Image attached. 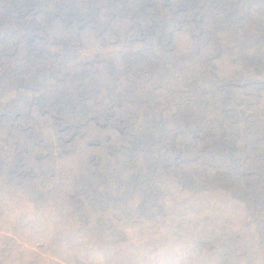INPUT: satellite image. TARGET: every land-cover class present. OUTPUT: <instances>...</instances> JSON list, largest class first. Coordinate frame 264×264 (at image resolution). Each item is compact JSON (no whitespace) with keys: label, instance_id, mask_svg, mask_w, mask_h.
Segmentation results:
<instances>
[{"label":"rangeland","instance_id":"374dc122","mask_svg":"<svg viewBox=\"0 0 264 264\" xmlns=\"http://www.w3.org/2000/svg\"><path fill=\"white\" fill-rule=\"evenodd\" d=\"M0 264H264V0H0Z\"/></svg>","mask_w":264,"mask_h":264}]
</instances>
